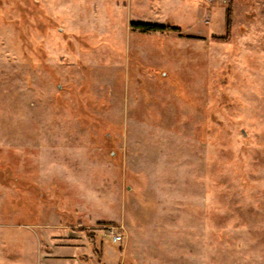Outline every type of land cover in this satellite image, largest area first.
I'll return each mask as SVG.
<instances>
[{
	"label": "rangeland",
	"instance_id": "1",
	"mask_svg": "<svg viewBox=\"0 0 264 264\" xmlns=\"http://www.w3.org/2000/svg\"><path fill=\"white\" fill-rule=\"evenodd\" d=\"M37 222L264 264V0H0V264Z\"/></svg>",
	"mask_w": 264,
	"mask_h": 264
},
{
	"label": "crops",
	"instance_id": "2",
	"mask_svg": "<svg viewBox=\"0 0 264 264\" xmlns=\"http://www.w3.org/2000/svg\"><path fill=\"white\" fill-rule=\"evenodd\" d=\"M100 221L117 222L112 218ZM29 226L34 229L38 243L35 264H118L119 253L126 255L128 249L135 261L138 253L134 250L142 249V242L130 248L127 240L122 248L105 247V242L98 248L96 241L70 222H60V225L37 222Z\"/></svg>",
	"mask_w": 264,
	"mask_h": 264
},
{
	"label": "trees",
	"instance_id": "3",
	"mask_svg": "<svg viewBox=\"0 0 264 264\" xmlns=\"http://www.w3.org/2000/svg\"><path fill=\"white\" fill-rule=\"evenodd\" d=\"M229 12L231 13V7H229ZM230 15L228 16V21L230 20ZM136 27H139L145 31H159V30H165V29H172V30H178L179 27L177 26H167V25H161V24H155V23H145V22H138L134 24Z\"/></svg>",
	"mask_w": 264,
	"mask_h": 264
},
{
	"label": "built area",
	"instance_id": "4",
	"mask_svg": "<svg viewBox=\"0 0 264 264\" xmlns=\"http://www.w3.org/2000/svg\"><path fill=\"white\" fill-rule=\"evenodd\" d=\"M108 233L112 236L114 242L122 240L123 236L118 232V229L114 226H106Z\"/></svg>",
	"mask_w": 264,
	"mask_h": 264
}]
</instances>
